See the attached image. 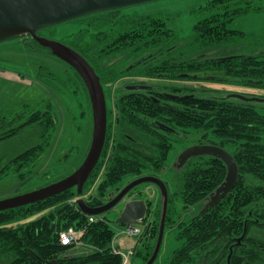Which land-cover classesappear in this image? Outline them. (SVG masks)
<instances>
[{"label": "trees", "instance_id": "obj_1", "mask_svg": "<svg viewBox=\"0 0 264 264\" xmlns=\"http://www.w3.org/2000/svg\"><path fill=\"white\" fill-rule=\"evenodd\" d=\"M257 1L261 0L209 1L201 7L208 14L196 21L190 37L182 39L165 18L123 14V7L63 22L77 29L60 39L55 29L61 23L41 27L36 33L80 53L99 76L106 99L110 95L108 85L127 76L206 80L264 89V34H247L227 27L237 16L264 10L255 4ZM13 38H19V43L32 51L52 53L30 34L5 40ZM69 68L61 79L43 68L37 74L38 81L61 94L72 95L80 106L82 96L87 110L79 106L80 115L84 117L87 112L91 126L86 86L80 75L70 65ZM133 83L143 86L129 87ZM116 91L115 112L107 108L104 146L82 193L78 195L74 186L36 202L0 210V264H122L121 255L115 251L117 246L113 245L116 231L111 223L115 220L105 213H84L76 200L86 195L99 174L102 179L96 194L86 198L90 206L103 204L127 179L160 171L173 142L178 140L174 137L179 132L187 134L189 129L205 131L200 142L227 149L236 160L238 174L231 191L202 211L224 180L226 165L216 156L201 155L182 170L179 192L168 190L165 226L176 224L183 243L168 264H227L230 251L229 264H264V235L257 232L264 233V112L257 109L258 102L230 96L232 91L200 94L196 88L136 79L124 82ZM56 125L57 113L46 100L1 112L0 141L32 126L38 128V141L10 158L0 157V179L11 173L24 186L53 174L52 169L33 171ZM207 132L214 139H208ZM70 156L67 152L62 159ZM179 194L185 208L196 205L198 212L188 219L173 220L171 214ZM162 206L160 197L140 223L142 233L131 258H142L141 264L155 247ZM71 226L83 230L82 247L60 242V231Z\"/></svg>", "mask_w": 264, "mask_h": 264}, {"label": "rangeland", "instance_id": "obj_2", "mask_svg": "<svg viewBox=\"0 0 264 264\" xmlns=\"http://www.w3.org/2000/svg\"><path fill=\"white\" fill-rule=\"evenodd\" d=\"M209 1L211 0H151L123 7L122 13L165 18L168 26L174 29L177 36L182 39L190 37L193 34V26L196 21L208 14V10L201 9V7L205 6ZM255 4H260L264 8V0L257 1ZM227 27L241 30L247 34H264V10L237 16L227 24ZM75 29H77L75 25L61 23L55 29L56 38L60 39L61 36ZM19 41V38L0 41V113L19 108L24 104L35 106L44 100L51 103L57 113V125L51 133L49 145L46 147L41 159L38 160L33 172H41L48 169H52L54 172L44 180H37L30 185L24 186H21L22 183L13 174L9 173L0 179V198L30 190V188H38L42 184L52 183L70 174L78 167L86 155L92 132V125L90 126L87 112L84 117L80 115V108L87 110L82 96L80 97L82 99V105L80 106L72 95L61 94L38 81L37 74L43 68L50 70L59 79L65 77L66 72L70 70L69 64L48 51H32L22 43H19ZM135 79L136 81H144L150 84L196 88V91L200 94H206L209 90H222L264 97V89H251L220 82L191 79H148L127 76L108 85L110 87L108 90L110 95L106 99L107 108H113L115 112L114 100L116 99L115 91L117 87L124 82L135 81ZM257 102V109L264 112V102ZM204 132L203 130L189 129L187 139L178 138V140L173 142V148L169 151L164 167L156 172L166 182L169 191L173 192L176 190L179 192L182 170L189 167L196 160V156H191L185 163L179 165V154L185 147L197 144ZM206 135L208 139H214L210 132H207ZM174 138L176 139L177 137ZM37 141L38 128L36 126L27 127L14 137L0 141V157L10 158ZM72 148L74 150L71 152ZM67 152L71 153L70 158L62 159ZM101 179L102 176L99 174L93 185L87 189L86 195L83 196L85 199L88 195L96 194V186ZM129 180L127 179L123 185ZM153 186L152 183L147 182L139 185L142 190L148 191L151 196H154V201H156L162 196L159 192L154 193ZM196 212H198V206L193 205L185 208L179 194L174 201V212L171 216L173 220L179 218L183 220L188 219ZM105 214L110 219H114V215L111 212H105ZM138 226L142 228L140 224ZM111 227L116 231L113 243L118 244L119 239L126 236V233L124 231L119 232L120 226L116 222L111 223ZM178 232L179 227L176 224L174 226H165L159 253L152 264H168L174 251L183 243V239L178 237ZM257 232L264 235L262 231L257 230ZM142 262V258L135 256L130 259L129 264H141ZM185 264L193 263L187 262Z\"/></svg>", "mask_w": 264, "mask_h": 264}, {"label": "water", "instance_id": "obj_3", "mask_svg": "<svg viewBox=\"0 0 264 264\" xmlns=\"http://www.w3.org/2000/svg\"><path fill=\"white\" fill-rule=\"evenodd\" d=\"M151 0H0V41L12 36L30 34L38 43L51 49L52 53L68 63L82 78L90 100L92 132L91 140L82 162L65 177L52 183L0 198V210L36 202L53 196L63 190L76 187L80 195L83 186L95 167L104 146L107 127L106 98L99 76L90 63L76 50L56 39L40 36L36 30L46 25L66 22L70 19L88 13L126 7ZM135 85L130 87H134ZM143 86V85H138ZM230 96L246 101L264 102V97L246 96L242 93H231ZM165 130L175 132L165 124L158 123ZM213 155L220 158L226 165V175L222 183L209 196L202 211L215 205L233 188L238 174V166L234 156L225 148L211 143H197L185 147L178 157V164L182 165L191 156ZM152 183L158 188L163 199L162 215L155 247L151 256L144 264H152L156 259L165 228V216L168 204V187L165 181L155 175H141L129 181L107 202L90 206L85 199L77 198L79 208L88 215H99L121 204V210L115 222L120 226L138 225L145 218L150 203L144 198H128L127 195L134 187L141 183ZM238 242L240 238L237 239ZM231 251L227 257L229 264Z\"/></svg>", "mask_w": 264, "mask_h": 264}, {"label": "built area", "instance_id": "obj_4", "mask_svg": "<svg viewBox=\"0 0 264 264\" xmlns=\"http://www.w3.org/2000/svg\"><path fill=\"white\" fill-rule=\"evenodd\" d=\"M89 220H93V218L90 217ZM122 231H124L126 235L129 237H132V236L136 237V240H134L132 243H130L126 247L118 246L115 248V251L119 253L122 257V264H129L131 255L133 254V251H134V247L137 243V239L139 235H141L142 233V228L138 225L125 226ZM82 234H83L82 229H76L75 227L71 226L65 230L60 231L59 239H60V242L63 244L74 243L77 245H81L82 243L80 239H81Z\"/></svg>", "mask_w": 264, "mask_h": 264}, {"label": "flooded vegetation", "instance_id": "obj_5", "mask_svg": "<svg viewBox=\"0 0 264 264\" xmlns=\"http://www.w3.org/2000/svg\"><path fill=\"white\" fill-rule=\"evenodd\" d=\"M131 84V83H130ZM133 85H135L134 87H136L138 84H136V83H133L131 86H133ZM129 87H130V85H129ZM174 95H176V94H174ZM177 135H178V137L176 138V139H178L179 137L180 138H186L187 139V135L188 134H186L185 132H179V133H177ZM201 141V140H200ZM200 141H198V143H205V142H200ZM207 143V142H206ZM151 175H155V176H158L159 177V175L157 174V173H153V174H151ZM141 176V175H140ZM136 177H139V176H136ZM136 177H134V178H136ZM133 178V179H134ZM132 180V179H131ZM130 180V181H131ZM129 182V181H128ZM127 182V183H128ZM126 183V184H127ZM126 184H124V185H126ZM123 185V186H124ZM122 186V187H123ZM121 187V188H122ZM121 188H119V189H117L114 193H112V194H109L108 195V197H107V199H106V201L105 202H107L109 199H111L117 192H118V190H120ZM134 188H136V189H134ZM132 190H130V192L128 193L129 195H127V197L128 198H135V197H137V198H144L145 200H146V202L147 203H150V206H149V208L154 204V196H151V194H149L148 193V191H144V190H142L139 186H136V187H134ZM153 189L156 191V193L157 192H159V194H160V191L158 190L157 191V187L156 186H153ZM169 190V189H168ZM161 195V194H160ZM151 196V197H150ZM104 202V203H105ZM148 208V209H149ZM121 210V204H118L117 206H115V208H112V209H110L108 212H111L113 215H114V219L118 216V211H120ZM143 221V220H142ZM142 223V222H141Z\"/></svg>", "mask_w": 264, "mask_h": 264}, {"label": "crops", "instance_id": "obj_6", "mask_svg": "<svg viewBox=\"0 0 264 264\" xmlns=\"http://www.w3.org/2000/svg\"><path fill=\"white\" fill-rule=\"evenodd\" d=\"M154 193H156L155 190H154ZM123 229H124L123 227H120L119 232L120 231L122 232ZM134 240H136V237L135 236L134 237L133 236L132 237H129V236L126 235V236H123V237H121L119 239L118 244H114L113 243V245L120 246V247H126L127 245H129L130 243H132Z\"/></svg>", "mask_w": 264, "mask_h": 264}]
</instances>
